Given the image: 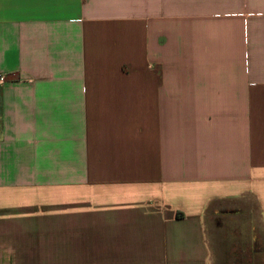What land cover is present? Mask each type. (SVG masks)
<instances>
[{
	"label": "crops",
	"instance_id": "1",
	"mask_svg": "<svg viewBox=\"0 0 264 264\" xmlns=\"http://www.w3.org/2000/svg\"><path fill=\"white\" fill-rule=\"evenodd\" d=\"M0 73V264H212L208 219L264 218V0H0Z\"/></svg>",
	"mask_w": 264,
	"mask_h": 264
},
{
	"label": "rangeland",
	"instance_id": "2",
	"mask_svg": "<svg viewBox=\"0 0 264 264\" xmlns=\"http://www.w3.org/2000/svg\"><path fill=\"white\" fill-rule=\"evenodd\" d=\"M245 206L220 217L218 228L208 219L212 264H249L252 248L264 245V218L253 199H248Z\"/></svg>",
	"mask_w": 264,
	"mask_h": 264
},
{
	"label": "built area",
	"instance_id": "3",
	"mask_svg": "<svg viewBox=\"0 0 264 264\" xmlns=\"http://www.w3.org/2000/svg\"><path fill=\"white\" fill-rule=\"evenodd\" d=\"M8 77L5 74L0 73V87L8 82Z\"/></svg>",
	"mask_w": 264,
	"mask_h": 264
}]
</instances>
